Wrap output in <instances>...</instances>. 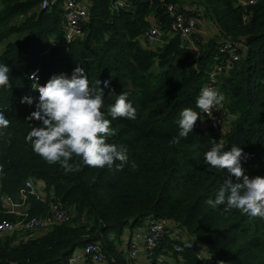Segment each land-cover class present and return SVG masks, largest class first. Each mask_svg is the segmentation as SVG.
<instances>
[{"label": "trees", "instance_id": "obj_1", "mask_svg": "<svg viewBox=\"0 0 264 264\" xmlns=\"http://www.w3.org/2000/svg\"><path fill=\"white\" fill-rule=\"evenodd\" d=\"M41 1L0 0V63L9 66L11 84L0 88V111L10 120L0 130V187L21 201L24 183L39 182L41 197L26 199L27 212L40 216L59 207L69 211L70 220L38 233L0 236V264H67L76 249L91 242L101 245L109 264H138L120 247L122 234L150 216L165 225L166 233L148 254L149 264H264V219L208 205L228 175L203 160L211 139L225 150L240 146L246 174L264 176V0L247 5L237 0H87L82 32L66 46L55 39L64 35V0L48 9L40 8ZM117 1L124 6H114ZM169 6L177 14L199 16L191 42L169 35ZM153 24L165 41L154 48L144 39ZM228 39L239 40L241 47L232 67L222 65L217 78L225 97L220 111L228 120L226 130L204 127L199 116L188 138L173 143L179 112L198 111L195 100L208 72L226 57L219 47ZM77 66L85 70L92 90L101 81L105 118L111 120L108 108L120 92L129 94L136 118L111 120L113 135L106 142L124 146L125 162L99 168L73 157L70 162L80 170L65 173L25 140L40 123L27 119L39 95L29 76L39 68L37 83L44 84L52 75L70 77ZM25 95L32 104L21 103ZM16 218L0 202V221ZM174 231L191 239L193 247L174 251L179 243L169 236ZM160 255L163 263L157 261Z\"/></svg>", "mask_w": 264, "mask_h": 264}, {"label": "clouds", "instance_id": "obj_2", "mask_svg": "<svg viewBox=\"0 0 264 264\" xmlns=\"http://www.w3.org/2000/svg\"><path fill=\"white\" fill-rule=\"evenodd\" d=\"M10 68L0 63V88H11L9 82ZM31 80H38L36 73ZM109 81L103 82L104 88ZM38 92V103L27 119L39 121V126H32L25 136L31 143L32 150L49 164H59L68 172L80 170L78 163L70 162L78 157L84 165L91 167L111 168L114 161L127 160L123 145L110 144L108 137L113 135L111 120L118 117L134 120L136 109L128 99L127 92H120L108 108L110 119L105 118L101 109L104 107V92L97 80V89L89 87L85 70L77 66L71 76L52 75L44 84L34 83ZM225 97L216 89L204 87L195 100L196 108H184L178 115V134L173 143L179 144L192 133L200 113L219 111ZM32 104V98L25 95L21 103ZM10 120L0 111V130L9 126ZM246 154L240 146H231L225 150L223 143L211 139V147L203 155L207 166L225 170L228 178L218 189L214 199L206 203L212 208L224 206L225 211L238 210L250 218L264 219V176L249 177L242 167ZM118 165L117 167H121Z\"/></svg>", "mask_w": 264, "mask_h": 264}, {"label": "built area", "instance_id": "obj_3", "mask_svg": "<svg viewBox=\"0 0 264 264\" xmlns=\"http://www.w3.org/2000/svg\"><path fill=\"white\" fill-rule=\"evenodd\" d=\"M57 0H42L40 3L41 9H48ZM240 4H252L253 0H237ZM63 7V28L64 35L61 45L66 46L70 41L79 36L82 32V24L88 17L87 0H64ZM114 6H124L122 1L113 3ZM167 12L171 17V26L169 35H180L183 40L192 41V35L197 31L200 24L198 15H186L176 13L175 7L169 6ZM164 34L157 24H153L146 32L144 39L146 44L151 47L162 45L165 43ZM151 45V46H150ZM152 47V48H154ZM241 47V42L235 39H228L221 43L219 52L226 54L221 65L213 67L208 72V81L201 86L200 90L204 87H210L219 91L218 76L223 72V66L227 68L232 67L234 61L238 59V50ZM36 73L39 75V69H34L31 74ZM30 74V76H31ZM29 76V77H30ZM39 77V76H38ZM200 93V91H199ZM201 110L198 109V112ZM204 127L212 128L218 131L222 126L224 119L219 109H213L210 113H200ZM33 195L37 199L41 197V183H35L32 179L27 180L24 186L19 190L20 200H15L11 195L1 193L0 187V202L6 208V212L17 217L14 220L3 219L0 221V236L12 232L28 233V232H41L53 225L68 222L70 220V213L68 210L52 207L50 212L45 215L34 216L30 215L26 209L25 201ZM166 233L165 225L158 221L155 217H147L142 225L131 232L129 241L124 246L123 250L127 252L129 259H134L139 253L148 256L159 245L160 240ZM171 239L176 242L173 248L176 252H181L184 248L190 249L193 247V241L181 231L171 232L169 234ZM201 256V254H199ZM165 256L160 255L157 257L159 263H163ZM67 264H109V259L102 251V247L97 242H91L84 245L78 252H73L67 260Z\"/></svg>", "mask_w": 264, "mask_h": 264}, {"label": "crops", "instance_id": "obj_4", "mask_svg": "<svg viewBox=\"0 0 264 264\" xmlns=\"http://www.w3.org/2000/svg\"><path fill=\"white\" fill-rule=\"evenodd\" d=\"M204 31H206V35H209L210 34V30L206 27H203ZM24 209H27V204L23 206ZM130 235H131V231L128 229V228H125L124 229V232L122 234V240H121V248L123 249L124 246L127 244V242L129 241V238H130ZM81 248L79 249H76L75 252H78ZM134 260H136V262L138 264H149L150 263V260L149 258L147 257V255L143 254V253H139L135 258Z\"/></svg>", "mask_w": 264, "mask_h": 264}, {"label": "rangeland", "instance_id": "obj_5", "mask_svg": "<svg viewBox=\"0 0 264 264\" xmlns=\"http://www.w3.org/2000/svg\"><path fill=\"white\" fill-rule=\"evenodd\" d=\"M53 38V37H52ZM55 39H57V43H58V45H61L60 43H62V40L61 41H59V38H55ZM146 43V42H145ZM151 46V45H150ZM151 47H154V45L153 46H151ZM1 48V47H0ZM42 52H44V53H47L48 52V50L46 49V50H44V51H42ZM41 52V53H42ZM35 69H39V68H35ZM39 76V75H38ZM34 81V83H37V81H39V77H38V80H33ZM224 119V118H223ZM227 123H228V120H225L224 119V122H223V124H222V126L220 127V129L221 128H223L224 130H226V127H227ZM219 129V130H220Z\"/></svg>", "mask_w": 264, "mask_h": 264}, {"label": "water", "instance_id": "obj_6", "mask_svg": "<svg viewBox=\"0 0 264 264\" xmlns=\"http://www.w3.org/2000/svg\"><path fill=\"white\" fill-rule=\"evenodd\" d=\"M167 224H169V221H167Z\"/></svg>", "mask_w": 264, "mask_h": 264}]
</instances>
